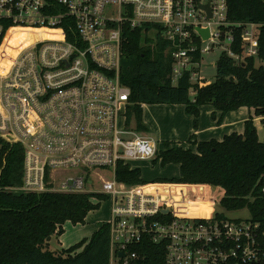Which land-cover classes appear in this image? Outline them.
<instances>
[{
	"label": "built area",
	"instance_id": "2783aa9c",
	"mask_svg": "<svg viewBox=\"0 0 264 264\" xmlns=\"http://www.w3.org/2000/svg\"><path fill=\"white\" fill-rule=\"evenodd\" d=\"M228 14V0H0V51L18 32L16 57L0 64V138L24 150L19 191L86 193L99 174L95 193L112 204L109 264H144L132 247L146 236L165 246L164 264L264 262V222L189 215L186 193L145 191L159 184L129 186L116 176L118 164L158 152L151 138L123 127L132 105L121 81L125 31L166 42L173 84L186 73L200 84L195 55L211 50L205 43L227 41V55L239 61L231 46L240 30L244 57L258 55L261 25L232 23ZM199 29L209 30L207 40ZM193 191L210 200L206 187Z\"/></svg>",
	"mask_w": 264,
	"mask_h": 264
},
{
	"label": "trees",
	"instance_id": "16d2710c",
	"mask_svg": "<svg viewBox=\"0 0 264 264\" xmlns=\"http://www.w3.org/2000/svg\"><path fill=\"white\" fill-rule=\"evenodd\" d=\"M228 6L230 22L261 25L258 55L244 57L241 31H236L231 49L240 56L239 61L224 53L217 63L215 82L204 86L193 84L188 73L173 84L172 59L166 53V42L158 37L153 47V39L143 30L125 31L121 81L130 89L132 103L127 118L128 123L134 120L137 130L145 132L143 105H185L187 114L196 119L197 129L203 106L221 112L219 124L228 113L244 107L253 110L254 116L245 123L243 134L233 133L222 141L197 142L191 138L195 151L164 143L153 163L161 162L162 167L178 165L180 177L148 183L182 184L175 187L186 189L193 187L184 185L220 188L225 210L248 209L254 221L264 222V139L260 140L254 121L263 118L264 127V0H228ZM16 33L15 30L9 34L0 60L12 59ZM201 59L200 53L195 55L197 62ZM23 171L22 146L0 138V264H109V223L101 224L87 243L60 251L48 248L49 239L61 236L66 223L85 224L89 214L97 211L107 197L92 193L20 192ZM116 176L129 186L148 184L143 181L141 170L131 164H118ZM132 251L145 256L144 264H164L165 246L154 244L147 236Z\"/></svg>",
	"mask_w": 264,
	"mask_h": 264
},
{
	"label": "rangeland",
	"instance_id": "374dc122",
	"mask_svg": "<svg viewBox=\"0 0 264 264\" xmlns=\"http://www.w3.org/2000/svg\"><path fill=\"white\" fill-rule=\"evenodd\" d=\"M156 43L153 42V47ZM204 47H210L211 50L204 53L202 55V59L199 63V76H200V84L194 82L195 84H199L200 86H204L205 84L214 83L217 77V63L220 57L227 53L229 50V44L227 41H215V43H205ZM0 64L4 66L1 62ZM194 96V92L191 91V97ZM143 107V106H142ZM127 125L139 134H142L148 138H151L158 144V137L151 132L148 131H140L137 130L134 124L129 125L124 124L123 127H127ZM256 125L258 127V135L260 140L264 139V127L262 124V119H257ZM128 138V137H125ZM132 167L138 168L142 172V179L146 183L158 181L159 179H178L180 175V170L177 167L178 165H168L167 172H160V170H164L166 167H162L161 163L157 162L154 164L150 161H139L132 162ZM104 180L114 181V175L109 172L102 173ZM99 174L94 173L91 175V182L95 185V188L92 187L90 190H87L86 193L99 194L95 193L96 191H101V186L99 183ZM197 186V185H193ZM202 186V185H198ZM162 188V187H159ZM177 191L181 192L183 195L187 193L188 189L179 188ZM170 193H174L173 190L169 191ZM176 192V191H175ZM106 197V196H105ZM224 197V192L220 188H214L212 190V198L210 200L201 199H193L191 197V215L193 216H203L209 219H213L215 217L226 218L228 220H240L246 221L251 218V213L248 209H243L239 211H227L221 206V200ZM173 201V198H172ZM111 210L112 204L110 199H104L101 202L100 208L91 212L87 217L85 224L73 225L71 223H66L64 225V233L61 236L54 237L49 241V249L51 251H60L64 249H69L75 247L77 244H80L84 241L86 243L91 239L93 234L98 230L99 226L103 223H108L111 219ZM85 243V244H86Z\"/></svg>",
	"mask_w": 264,
	"mask_h": 264
},
{
	"label": "crops",
	"instance_id": "0c3cea01",
	"mask_svg": "<svg viewBox=\"0 0 264 264\" xmlns=\"http://www.w3.org/2000/svg\"><path fill=\"white\" fill-rule=\"evenodd\" d=\"M143 116L142 121L144 126L146 127V131L154 133L159 141L157 144L158 152L164 149V143H174L179 147H184L186 149H192L195 151V146L190 144L191 138H194L193 141L197 142H209L212 140L222 141L224 137L231 135L233 133L243 134L245 131V123L250 119V117L254 116V111L248 108H241L237 111L228 113L223 119L221 124H219V120L222 118L221 112L217 111L212 106H203L201 108L200 116L197 119L198 128H195L196 119L193 116H190L186 112L185 105H143ZM129 111V109H128ZM259 118H255L256 121ZM263 119V118H260ZM128 123V118H127ZM129 125L134 124L136 127V122L132 120ZM257 127V125H256ZM137 128V127H136ZM258 129V127H257ZM154 141V140H153ZM155 142V141H154ZM155 160V159H154ZM151 160L150 162H153ZM139 162V161H138ZM161 163V162H159ZM180 170V167L177 166ZM169 167L166 166L164 170H160V172H167ZM180 177V175H179ZM159 180H167V179H159ZM159 185H153L157 188L162 187V189L166 188L167 190H173V192L177 191L179 188L183 187H175L182 186V184H172V183H158ZM159 186V187H158ZM191 186L193 188L188 189L187 191V199L190 202L191 197L195 198L193 195V190L199 186L193 185H184ZM203 187V186H202ZM206 187L207 197L212 198V190L214 187L212 186H204ZM209 187V189H207ZM185 213L191 215V207L188 208Z\"/></svg>",
	"mask_w": 264,
	"mask_h": 264
},
{
	"label": "bare ground",
	"instance_id": "6f19581e",
	"mask_svg": "<svg viewBox=\"0 0 264 264\" xmlns=\"http://www.w3.org/2000/svg\"><path fill=\"white\" fill-rule=\"evenodd\" d=\"M28 38H29V37H28L27 35L24 34L22 40H28ZM17 40H18V38H17ZM17 40H16L15 50H14V55H13L12 59H11L9 62H5V61L0 60V62H1L4 66H6L7 64H9V63H10L12 60H14V58L16 57V55H17V49H18ZM142 189L145 190V191H157V192H161V191H163L162 188H157V187H155V186H153V185L146 186V187H144V188H142ZM169 191H170V190H165L164 192H166V194H171ZM171 201H172V199H171Z\"/></svg>",
	"mask_w": 264,
	"mask_h": 264
},
{
	"label": "water",
	"instance_id": "95a60500",
	"mask_svg": "<svg viewBox=\"0 0 264 264\" xmlns=\"http://www.w3.org/2000/svg\"><path fill=\"white\" fill-rule=\"evenodd\" d=\"M208 8H209V7L207 6V10H208ZM208 14H209V18H211V13H210L209 10H208ZM199 33H200V35L203 37L204 40H207V39L209 38V36H210V34H209V30H208V29H206V30L199 29ZM49 241H51V239H49ZM120 256L123 257L124 254L121 253Z\"/></svg>",
	"mask_w": 264,
	"mask_h": 264
}]
</instances>
